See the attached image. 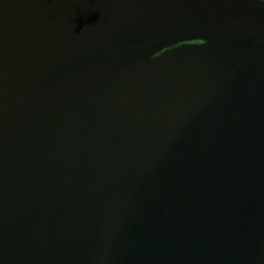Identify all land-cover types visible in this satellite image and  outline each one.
Segmentation results:
<instances>
[{
  "label": "water",
  "instance_id": "95a60500",
  "mask_svg": "<svg viewBox=\"0 0 264 264\" xmlns=\"http://www.w3.org/2000/svg\"><path fill=\"white\" fill-rule=\"evenodd\" d=\"M0 264H264V0H0Z\"/></svg>",
  "mask_w": 264,
  "mask_h": 264
}]
</instances>
